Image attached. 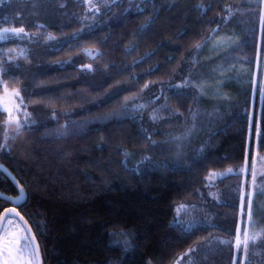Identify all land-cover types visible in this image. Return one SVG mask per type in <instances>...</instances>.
<instances>
[{"label": "trees", "instance_id": "trees-1", "mask_svg": "<svg viewBox=\"0 0 264 264\" xmlns=\"http://www.w3.org/2000/svg\"><path fill=\"white\" fill-rule=\"evenodd\" d=\"M7 25L24 32L0 41V93L31 113L19 127L0 108V165L44 264H179L212 240L200 264H234L262 247L264 211L247 234L228 179L208 178L264 156V0H2ZM0 194L20 196L1 169Z\"/></svg>", "mask_w": 264, "mask_h": 264}, {"label": "rangeland", "instance_id": "rangeland-1", "mask_svg": "<svg viewBox=\"0 0 264 264\" xmlns=\"http://www.w3.org/2000/svg\"><path fill=\"white\" fill-rule=\"evenodd\" d=\"M1 2L2 0H0V3ZM5 28H8L10 30L19 29L12 25L0 26V37H2L0 38V41L5 39L9 34H16L12 31L4 33L3 30ZM257 66L259 70L260 64ZM233 78H237V76L234 75ZM223 83L224 82L222 81L215 84L211 88L208 87L207 91L211 92L213 95H217L221 92V86ZM235 83L241 88H245L246 86H248L246 79L242 78H238ZM259 89H261V91L263 92L264 87H262L260 83H257V91ZM15 92H19V90L6 89L2 93H0V108L4 111L5 109H7V111L5 112L8 116L9 125L14 124L22 127L24 126L25 121L29 116L28 113L30 114L31 111L29 109V105H25L23 95L19 92V97H17L14 95ZM194 122H197V120H195ZM196 126V123H194L192 129L188 133L180 134L179 138H185L189 140V135L191 134L193 136L196 133ZM258 152V149H256L255 154L258 158L254 165L244 164L239 167L229 168L232 170L231 172H229V169L220 172H214L208 178V183L211 185H213V183L215 182H218L220 179H228L229 182L227 184V188L224 190L222 189L223 194L228 201L235 202L240 206L239 215H242L243 217L247 215L248 205L249 202H251V220H249L247 217V221H244V228L247 234H249V231L255 233L258 232L262 227L263 220V216L261 215V213L264 211V159H262L264 158V156L258 155ZM241 169L245 170L241 171ZM233 175H237V177L234 179L231 178ZM219 194L220 191L211 192L212 197H219ZM190 217L195 218V215L192 214V216ZM16 219L12 218L11 223H8L6 221L4 228L0 234V264H3L6 255L5 253H3L5 236H7L9 240H14L17 237L20 238V243L15 245L16 248H22L24 246V236H27L29 240H31L23 224ZM209 222L217 225V221H215V218H211ZM216 242L217 241L212 240V242L205 244L204 246H202V244V247L198 250V253H196L195 256L184 258L179 264H200V262H202L204 259V256H202L203 254L200 255V253H202L209 247L211 248L212 245H214ZM252 251L253 253L250 257H248L247 255L243 256L240 260H235L234 264H251V261H254L256 259L264 260V244L261 247V245L257 243L256 247L252 248Z\"/></svg>", "mask_w": 264, "mask_h": 264}, {"label": "snow or ice", "instance_id": "snow-or-ice-1", "mask_svg": "<svg viewBox=\"0 0 264 264\" xmlns=\"http://www.w3.org/2000/svg\"><path fill=\"white\" fill-rule=\"evenodd\" d=\"M9 31H12L13 33L19 34L23 33L24 29H8L5 28L3 30L4 33H8ZM2 38V37H0ZM15 96L19 97V92L14 93ZM7 111V109H5ZM256 137H259L260 133L259 131L256 132ZM264 159V158H262ZM245 169H241V171H244ZM232 170L229 169V172ZM254 175V173H253ZM23 197V193L21 192V198ZM251 202H249L248 205V213L247 217L249 220H251ZM14 209H9L8 212H12ZM8 212L5 213V216L7 217V222L11 223V217L8 216ZM18 215V213H17ZM23 239L25 240V244L22 248H16L15 245L20 243V238L17 237L14 240H9L7 236H5V244L3 248V253H5V259L3 261V264H41V261L39 259V250L38 246H36L32 241H34V238L29 240L27 236H24ZM221 243H229L227 241H222ZM237 248L240 247V241L237 239L236 243ZM244 250H247V239L244 242Z\"/></svg>", "mask_w": 264, "mask_h": 264}, {"label": "water", "instance_id": "water-1", "mask_svg": "<svg viewBox=\"0 0 264 264\" xmlns=\"http://www.w3.org/2000/svg\"><path fill=\"white\" fill-rule=\"evenodd\" d=\"M0 169L2 171H4L16 183V185L18 186V188L20 190V196L18 198H15V199H13L11 197H8L5 194H0V198L6 199V200H9V201H12V203H13V206H11L8 209H6L3 212V214H2V216L0 218V234H1V231H2L4 225H5L6 221H7V217L5 216V213L8 212L9 209H14V211L8 212V216L9 217L17 218L23 224V226L25 227V229L27 230L30 239L34 238V241H32V242L36 246H38L39 259L41 261V264H44V260H43V256H42V251H41V248H40L38 239H37V237L35 235V232H34L32 226L30 225V223L19 212V209H18V206H20L26 200V192H25L24 188L18 183V181L16 180V178L12 175V173L5 166L0 165ZM21 192L23 193V197L22 198H21ZM17 213H18V215H17Z\"/></svg>", "mask_w": 264, "mask_h": 264}]
</instances>
